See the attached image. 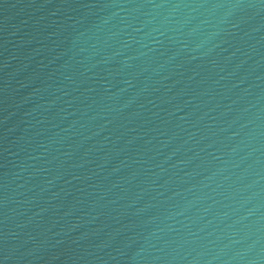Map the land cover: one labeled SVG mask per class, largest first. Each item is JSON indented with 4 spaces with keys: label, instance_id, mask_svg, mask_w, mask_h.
Returning a JSON list of instances; mask_svg holds the SVG:
<instances>
[{
    "label": "water",
    "instance_id": "obj_1",
    "mask_svg": "<svg viewBox=\"0 0 264 264\" xmlns=\"http://www.w3.org/2000/svg\"><path fill=\"white\" fill-rule=\"evenodd\" d=\"M0 264H264V0H0Z\"/></svg>",
    "mask_w": 264,
    "mask_h": 264
}]
</instances>
